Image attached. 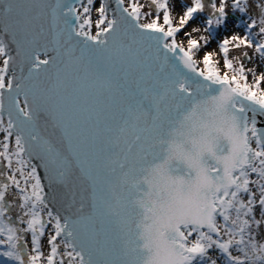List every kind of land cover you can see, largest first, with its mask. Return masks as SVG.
I'll return each instance as SVG.
<instances>
[{
	"label": "snow or ice",
	"instance_id": "6c2138e0",
	"mask_svg": "<svg viewBox=\"0 0 264 264\" xmlns=\"http://www.w3.org/2000/svg\"><path fill=\"white\" fill-rule=\"evenodd\" d=\"M180 3L0 0L9 264H264V0Z\"/></svg>",
	"mask_w": 264,
	"mask_h": 264
},
{
	"label": "rangeland",
	"instance_id": "374dc122",
	"mask_svg": "<svg viewBox=\"0 0 264 264\" xmlns=\"http://www.w3.org/2000/svg\"><path fill=\"white\" fill-rule=\"evenodd\" d=\"M127 2V0H126ZM170 2V8H171V12H172V16L174 19V22L176 20H178V16L179 14H181L182 12V7H181V3L180 0H169ZM203 2L207 5L208 3H210L209 0H203ZM142 3H144L146 5L145 10H147V3L148 0H144L142 1ZM183 4L184 5H188L190 4V0H183ZM209 14V10L205 9V11L201 14H194V16L196 17L192 22L189 23L188 27L185 29V31H188L191 29V27H193L194 25H201V32L200 33H193V37L194 38H198L199 35H208V33H205L203 31V20L205 19V17ZM251 15V14H250ZM247 20V17L244 16L243 14H239V13H230V20H229V26L227 29L221 28V29H217L215 31V37L212 40V42L208 45L207 51H212L215 53V55L213 56V60L218 61V67L221 69V73H223V71H225V69L223 68V56L222 54L219 53L218 50V41L223 38V36L226 35H231V34H240L243 35L244 31H245V27L246 25L243 23V21ZM236 21H240L241 23H239V26H234V22ZM179 40H183V42L186 45V40L183 39V33L180 34V36L178 37V41ZM203 47V46H202ZM229 57H235L239 55V52L235 51L232 49L231 45H229ZM202 52L199 53V55L196 57L198 60H200L202 58ZM250 55H251V51H250ZM199 66L202 67V64H200ZM245 66L246 67H253L254 65L251 63H248L247 61H245ZM259 74V73H258ZM251 78V76H249ZM250 81V80H249ZM262 86H264V82H262ZM46 251V249H44ZM5 259L6 258H2L0 257V264H5Z\"/></svg>",
	"mask_w": 264,
	"mask_h": 264
},
{
	"label": "water",
	"instance_id": "95a60500",
	"mask_svg": "<svg viewBox=\"0 0 264 264\" xmlns=\"http://www.w3.org/2000/svg\"><path fill=\"white\" fill-rule=\"evenodd\" d=\"M249 116H251V113H249ZM257 120L260 122L258 126L264 127V116H257Z\"/></svg>",
	"mask_w": 264,
	"mask_h": 264
},
{
	"label": "trees",
	"instance_id": "16d2710c",
	"mask_svg": "<svg viewBox=\"0 0 264 264\" xmlns=\"http://www.w3.org/2000/svg\"><path fill=\"white\" fill-rule=\"evenodd\" d=\"M142 1H144V0H141V2ZM249 80H250L249 82H251V78L250 77H249ZM261 87H264V86H262V84H261ZM5 264H9V262L6 259H5Z\"/></svg>",
	"mask_w": 264,
	"mask_h": 264
}]
</instances>
